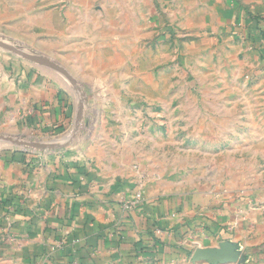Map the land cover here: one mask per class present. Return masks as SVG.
<instances>
[{"label": "rangeland", "instance_id": "obj_1", "mask_svg": "<svg viewBox=\"0 0 264 264\" xmlns=\"http://www.w3.org/2000/svg\"><path fill=\"white\" fill-rule=\"evenodd\" d=\"M229 7L224 0H0V137L47 139L77 123L79 151L136 173V200L154 183L157 198L202 192L263 207L264 41L235 28ZM30 56L58 63L76 84ZM44 72L66 90L68 115L40 130L22 114L33 104L23 108L18 91ZM248 261L264 264V248Z\"/></svg>", "mask_w": 264, "mask_h": 264}, {"label": "crops", "instance_id": "obj_2", "mask_svg": "<svg viewBox=\"0 0 264 264\" xmlns=\"http://www.w3.org/2000/svg\"><path fill=\"white\" fill-rule=\"evenodd\" d=\"M224 1L231 24L264 41V0ZM46 74H34L33 88L18 91L23 108L33 104L31 115L22 114L32 116L40 130L61 125L68 115L63 86ZM66 134L35 141L61 144ZM74 140L64 147L0 151V264H136L156 258L250 264L252 254L264 248V206L202 192L157 198L154 183L136 200L132 169L121 170L115 159L93 158ZM140 244L149 253L135 255Z\"/></svg>", "mask_w": 264, "mask_h": 264}, {"label": "water", "instance_id": "obj_3", "mask_svg": "<svg viewBox=\"0 0 264 264\" xmlns=\"http://www.w3.org/2000/svg\"><path fill=\"white\" fill-rule=\"evenodd\" d=\"M31 58H33L34 60L40 62V63H45L55 69H58L59 71H61L65 76H67L70 81L73 84H76L75 78L65 69L63 68L61 65H59L56 62H53L50 59H46V58H41V57H33L30 56ZM77 120L80 121L81 120V111L78 112L77 115ZM79 125H77V123L74 125V128L70 131V133H67L64 138H63V143L61 144H51V143H47V142H41V141H35V140H27V139H23V138H15V137H11V136H2L0 137V144H2L3 146H7V147H12V146H20V147H25V148H56V147H64L66 145H68L70 143V141H72L74 139V137L76 136V129L78 128Z\"/></svg>", "mask_w": 264, "mask_h": 264}, {"label": "trees", "instance_id": "obj_4", "mask_svg": "<svg viewBox=\"0 0 264 264\" xmlns=\"http://www.w3.org/2000/svg\"><path fill=\"white\" fill-rule=\"evenodd\" d=\"M57 130H60V127L57 128ZM149 246L145 245V244H140L138 246H136L135 248V255H139L141 253L147 254L149 253Z\"/></svg>", "mask_w": 264, "mask_h": 264}, {"label": "built area", "instance_id": "obj_5", "mask_svg": "<svg viewBox=\"0 0 264 264\" xmlns=\"http://www.w3.org/2000/svg\"><path fill=\"white\" fill-rule=\"evenodd\" d=\"M158 232L160 233V232H161V230H158ZM54 249H56V247H55Z\"/></svg>", "mask_w": 264, "mask_h": 264}]
</instances>
